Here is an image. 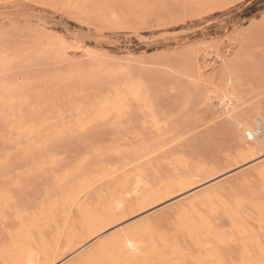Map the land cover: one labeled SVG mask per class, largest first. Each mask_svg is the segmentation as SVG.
I'll list each match as a JSON object with an SVG mask.
<instances>
[{
    "label": "snow or ice",
    "instance_id": "snow-or-ice-1",
    "mask_svg": "<svg viewBox=\"0 0 264 264\" xmlns=\"http://www.w3.org/2000/svg\"><path fill=\"white\" fill-rule=\"evenodd\" d=\"M9 6L0 0V7ZM36 6L58 7L40 0ZM250 6L252 0L201 6V17L231 9L236 22L223 42L195 45L219 53L214 63L178 74L188 86L178 95L172 87L170 101L176 116L222 124L241 147L236 160L242 166L225 165L230 179L202 193L195 207H169L157 197L126 212L116 199L107 239L97 233L91 243L74 246L65 243L71 226L101 216L102 208L107 215L110 194L129 178L128 200L150 187L156 153L123 147L113 133L133 128L137 113H155L160 97L148 81L131 76L98 92L100 80L86 71L49 72L32 58L25 51L31 47L27 29L0 33V264H264V11L250 23L236 15ZM68 7L135 33L143 23L120 12L144 9L143 21L156 20L167 5L85 0ZM87 22L91 27L92 19ZM153 203L160 207L139 215ZM129 233L136 243L126 239Z\"/></svg>",
    "mask_w": 264,
    "mask_h": 264
},
{
    "label": "rangeland",
    "instance_id": "rangeland-1",
    "mask_svg": "<svg viewBox=\"0 0 264 264\" xmlns=\"http://www.w3.org/2000/svg\"><path fill=\"white\" fill-rule=\"evenodd\" d=\"M79 1L83 2L85 0ZM40 2L57 5L58 7L55 11H53V9L51 8H39L36 6L37 0H10L9 7H0V33H2L5 29H14L17 27L21 30L27 29L25 35L31 45V47L28 49H37L35 51L33 50L32 58L39 59L40 63H44L45 65L49 66V72H58L61 74L62 72L64 74H68L69 70L70 73H76L75 70L72 72V69H70L71 66L73 67V64H68L69 61H67L66 63V61L60 59V56H62L59 47L61 39L67 37L71 38V42H77L82 46L88 47V50H91L89 56L95 57V53H97V55L99 53V55L96 56L97 59L95 58V61L92 58L91 60L93 61H87V54L86 58L83 59L85 55H83L81 52L78 53L79 55L73 53L71 54L76 56H74L76 60L79 59V62H82L84 63V65H86L83 71L88 70V72H91V70L93 69L91 74H94V76H97L98 78L101 70H104L106 68L108 72V69L110 68L112 71H115L116 75L119 74L120 78L128 70L131 75L134 74L133 76H136L137 78H143L150 84H152L154 96L160 97L161 102L158 104L157 111L155 113H148L145 115H140L139 113H137V116L134 118L135 121L133 122V128H130L129 130L126 128L125 130L123 129L122 131L120 130L116 133H113L118 142L122 141L126 144V142L129 141V143H131L130 141L133 140V137L134 141H137L139 139H143L142 137L145 136L146 140H148V137H151V139L158 138L159 140H161V137L162 140L160 144H166L165 147H167V145L170 146L178 142L183 143V141L186 144L187 142L189 144L192 143L193 149L185 148L186 151L176 152L177 156L173 155V157H183L185 159L187 158L188 160H199V158L202 159L206 157L205 155L207 154L210 157L211 155L215 154L217 150H221L223 147L231 148L235 144V141L232 140L231 137L226 133H222L221 138L220 134H217L218 136L216 135V138L211 140L212 142L209 141L208 143L205 138V127L204 131L202 129L203 127L199 128V131H196H203L204 133L201 132L199 134H196V132L194 131L193 133L187 134L188 131L186 132V130L188 129V127L192 126L195 122V124H197L198 122L187 117H176L173 108L170 106V101L174 99V96L171 92L172 87L177 88L178 95L181 90L186 89L188 86L187 81L183 80L182 75L178 74L189 72L193 66L197 69L201 65L207 66L210 63V61L207 60V56L214 55V52L219 53V48L215 50L211 47L196 48L195 45L203 44L213 40H220L223 42L224 37L228 34L225 31L227 26L229 24L234 26L236 21L233 20L231 9H225L215 12L209 11L207 15L203 17L200 16L201 12L206 11V9L201 6L214 3H223L224 0H126V2L132 4L145 2L161 3L167 5L166 8L160 10V16L156 20L149 19L148 21H143L142 17L145 15H149V13H147L144 9H129L127 10V12H120L121 15L130 14L132 18L136 17V23H143V26L140 27L135 33L125 31L122 27H119L110 21L100 20L96 17L85 16L84 14H82V11H78V9L73 7H68L69 5H78L81 3L75 2V0L71 1L72 4H69L67 0H40ZM88 2H91V0H88ZM261 3L262 0H252L253 6L246 8L243 12H238L236 15L239 18L240 22L250 23L253 17L261 15L262 11H264V9L261 8ZM186 16L197 18L185 19ZM73 17L82 18L85 20V22L79 23L78 19H74ZM90 18L92 19L91 27L87 22ZM160 20H166L168 21V23L164 26H160ZM97 25L99 27H97ZM57 37L61 39L58 40ZM47 43L49 44L47 45ZM36 44L37 46L35 47ZM25 50L27 51V49ZM37 51L40 53L39 58L35 56V53ZM58 52H60L61 54H59ZM91 52H93L94 54L92 53L93 55H91ZM224 54H227V48H224ZM80 55H82L83 57ZM124 55H129L131 57L130 59H132V63L130 62L131 60H129L128 62L130 63L127 64V61L124 62V60L119 59V57ZM135 56L137 59L135 58ZM116 59L118 61H123V65L120 64V61H116ZM124 64L127 65L126 69ZM129 64H131L130 66L132 69H129ZM117 66L119 68H124L125 70H123L122 68L120 69L125 71V73H120L119 71L122 70H119ZM95 69L98 71H96ZM112 71H109L108 73L112 74ZM131 71H133V73ZM115 73L112 74L113 80H115L114 77H116L114 76ZM108 76H110L111 78V75ZM119 78L118 76L116 77V79ZM165 97L168 98L167 101L164 100ZM212 113L214 112L212 110H209L206 115L211 118ZM154 116L155 121L153 120ZM201 119L203 120V117ZM183 121L185 123L187 121L186 126L184 125L185 123H183ZM191 121H194V123ZM176 122H181V124L177 123L179 126L177 125L178 127H176ZM136 124L138 125L137 129L135 127L137 126ZM145 124H147V128L145 127ZM210 125L213 124L209 123L207 126L210 127ZM172 126L175 127L174 130ZM177 128L180 129L177 130ZM166 129H168V132L166 131ZM148 131L150 132L148 133ZM160 132L162 133L159 134ZM165 133L168 136L165 135ZM153 134L156 138L154 136H151ZM163 136H166L164 139L165 141L168 140L165 143L163 142ZM193 137H195L194 143ZM135 138L137 139L135 140ZM190 140L192 142H190ZM198 140L199 143L201 142L200 145L198 144ZM125 144L124 146H122L125 147ZM193 150L195 151V153L193 152ZM180 153L181 155H179ZM168 158L162 160V162L164 161V164L165 161L167 163L165 170L168 174L165 173L163 167L164 165L159 163V166L157 167L159 176H155V179L157 178L158 180V177H163L165 175L166 178L164 179H167L169 176H171V172L176 165V158H170V160L173 159L172 162L175 161V165L174 162L171 163L169 162L170 160L167 161ZM239 165L242 166V163L240 162ZM231 166L232 165H230L229 167ZM232 170H235V168H232ZM219 171L221 172L219 173ZM219 171L215 174L216 176L227 172L224 166L223 169L220 168ZM211 177H214V175H212ZM207 178L209 177H200L198 179L201 180L200 183H203ZM203 185L204 184H201V186H199L198 188L192 189V193H195L196 190H200L205 186ZM191 191H189L188 193H190ZM188 193L175 195L170 201L168 200L163 203L167 204L170 207V205L173 204V201L174 203L182 202L183 200L181 201L180 199H186V197L190 200L192 198L190 194L188 195ZM185 199L183 202L186 203L187 200L185 201ZM159 206L160 204L155 208H159ZM155 208L142 212L139 215L143 216V214L145 215V213H151ZM115 226L119 227L118 225ZM68 258L70 259L71 256L69 255Z\"/></svg>",
    "mask_w": 264,
    "mask_h": 264
},
{
    "label": "bare ground",
    "instance_id": "bare-ground-1",
    "mask_svg": "<svg viewBox=\"0 0 264 264\" xmlns=\"http://www.w3.org/2000/svg\"><path fill=\"white\" fill-rule=\"evenodd\" d=\"M71 1L72 0H70V1L67 0V2L69 4H72ZM75 2L80 3L81 1H79V0L76 1L75 0ZM83 2H85V1H83ZM83 2H81V3H83ZM78 11H80V10H78ZM124 16L128 18L129 22H136L137 21L136 20V17L133 16L134 18H132L130 16V14H127V15H124ZM70 39L71 38H68V37L61 39V41L59 43V47H60V52L62 53V56H60V55L59 56L61 57L60 59L66 61V63H67V61H69L68 64H73V67L71 66V68H70V69H72V72L75 70L76 73H79L81 70H84L85 69L86 65H84V63H82V62H79V59L76 60L75 59L76 56L75 55H71V54L72 53L73 54H78V53L81 52L83 55H85V57L83 59L86 58V54H87V58H88L87 61L91 60V58L94 59V61H95L97 59L96 56H98L99 53H98V55H97V53H95V55H96L95 57L89 56L90 55V52H88V51H80V49H88V47L82 46V45L78 44L77 42H75V43L74 42H71ZM63 42H66L68 44V47L66 49L63 47ZM48 44L49 43H47V45ZM36 46H37V44L35 45V47ZM33 50L35 51L37 49H34V48L27 49V52L29 51V52L33 53ZM60 52H58V53L61 54ZM93 52H91V55L94 54ZM80 56H82V55H80ZM128 56H125L124 55V56L119 57V59L124 60V62L127 61V64L130 63L128 61L131 60V63H132V59H130L131 57L130 56L128 57ZM135 58H136V56H135ZM55 59H56V57H55ZM114 60H115V58H114ZM121 60H119L121 62L120 64L124 63ZM207 60L210 61L211 63H214L215 62V55L207 56ZM91 61H93V60H91ZM116 61H118V60L116 59ZM135 62H133V63H135ZM130 65L131 64H129V69L131 68ZM126 66L127 65H125V69L127 68ZM117 68L119 70H122V69L125 70L122 67H120L122 69H120L118 66H117ZM92 70H91V72H92ZM113 70H114V68H113ZM123 70L122 71H119V72L120 73L123 72V74H124L125 71H123ZM96 71H98V70H96ZM109 71H112V70L109 68L108 69V72ZM61 72H62V70H61ZM86 72L89 73L90 71L88 72V70H87ZM91 72H90V74H91ZM100 72L101 73H99V77H98V79L100 80V83L96 85V90L98 92H105V91H107L109 89V86L116 87V86L122 85L123 82L125 80H127L129 76H131L133 78H137L136 76H133L134 74L131 75V73L128 70L120 78H119V74L116 75L115 71H112L113 72L112 74L115 73L114 76H116V77L118 76V78H119V79H116V77H114L115 80L112 79V74L108 73L107 70H106V68L104 70H101ZM131 72L133 73V71H131ZM69 73H70V70H69ZM96 73H98V72H96ZM62 74H64V73L62 72ZM108 75H111V78ZM93 76H94V74H93ZM82 90H87V89H82ZM213 114L214 113L211 114V118H214V115ZM212 115H213V117H212ZM136 116H137V114H136ZM134 121H135V119H134ZM194 121H191V122L194 123ZM181 122H179V123L176 122V124H175L176 127H178L179 126L178 124H181ZM197 122H198L197 124H195L196 123L195 122L192 126H190V123H189V126L190 127H188V129L186 130V132L188 131L187 134L188 133H193L194 131L195 132L196 131H199L198 129L199 128H202V127H203L202 129L204 131L205 130L204 127H205L206 128L205 138L208 141V143H209V141L215 139L217 134L218 135L220 134V138H221V136H222L221 134L222 133H224V134L226 133L225 132V129H224V127H223L222 124H220V125H217V124L214 125L213 124V125H210V127H209V126H207L208 124L206 125V123L204 122V119L202 121L199 120ZM183 123H185V122L183 121ZM186 124H187V121H186V123L184 125L186 126ZM135 127L137 129L138 125L135 126ZM172 128H173V130L175 129V127H173V126H172ZM179 129L177 128V130H179ZM166 131L168 132V129H166ZM203 131H201V132H203ZM149 132L150 131H148V133ZM151 132H152V130H151ZM171 132H172V129H171ZM201 132H196V134L197 133L199 134ZM161 133L162 132H160L159 134H161ZM165 135H167V134L165 133ZM151 136H154V134L151 135ZM163 137H164L163 138V142L164 143L167 142L168 140L167 141L164 140L166 136H163ZM197 137H198V135H197ZM137 138H135V140ZM142 138L143 139H139L137 141H134V137H133V140L130 141L131 143H129V141H127L126 144H125V142H124V144H125V147H131L133 149H139V151H141V152L142 151H148L149 153H152V152H155L156 153V155L153 157V159L155 161V165H154V167L152 169V176H151V180L149 182L150 183V187H148V188H141L140 189L141 195L138 198H133L132 200H128L126 198L124 189L133 186L132 185V181L129 178V180H128V182L126 184L121 185V189L120 190L115 191V192H113V193L110 194L109 200H108V205H107V212H108V214L107 215H104L105 209L102 208L101 209V216L94 217V218L90 219L86 224L72 225L71 228H70L71 240H70V242L68 240H66L65 241L66 244H69L70 243L72 246H74L75 244H85V243H89L92 240L96 239V234L97 233H99V235L101 237H104L105 239H107V236L104 235L106 233V231H107V233L109 235L113 231V229L111 227H108L107 226V221L109 219H114L116 217V215H117L115 212L112 211V208L114 207V203H115V200L116 199L121 200L125 204V211L126 212H131L132 209H133V207L136 204H138V203H143V202H146V201H149V200L155 201V198H157V197L160 198V200H161L162 203L163 202H166L168 200L170 201L173 198V196H175V195H182V194L188 193L192 189L198 188L199 186H201V184H204L205 186L203 185L204 187H202L201 189L199 188L200 190H198V191L196 190L195 193L194 192L192 193V191L190 193H188V195L190 194V196H191L192 199L189 200V199H187V197H186V199L184 198L185 201L187 200L186 203L183 202L184 199H180L181 201L182 200L183 201L182 202H175V203L173 201V204L170 205V207H176V206H179V207H195V206L203 203L204 197L202 196V193H207L209 189H212L213 191H215L217 184L223 185V184L226 183L227 180L230 179V172L229 171L223 173V174H226V175H223V174H220L218 176L215 175L220 170V168L223 169V166H225V165L230 166L233 163L239 164L241 162V161L236 160L237 153L241 152V147L238 144V142H236V141H235V144L231 148H224L223 147L221 150H217V152L215 154H213V155L209 154V155H211L210 157L207 154V155H205L206 157H204L202 159L199 158V160H196V159L195 160H190V159L188 160L187 158L185 159L183 157H181V158L180 157H177L176 158V157H173V155L177 156V153L176 152L186 151L185 148L193 149V147H192L193 144L192 143H191L192 145L189 144L188 142L186 144L183 141V143H179V142L176 143V144H172L171 143L172 145L169 144L170 146L167 145V147H165L166 144H162V145L160 144V142L162 140L161 137H160L161 140H159L158 138L157 139H154V138L151 139V137L150 138L148 137V140H146L145 136H143ZM193 138H194L193 139V143H194L195 137H193ZM129 140H130V138H129ZM188 141H189V139H188ZM204 141H205V139H204ZM190 142H192V141L190 140ZM124 144H123V146H124ZM198 144L199 145L201 144V142L199 143V140H198ZM224 144H226V143H224ZM202 146H204V145H202ZM227 146H228V143H227ZM197 148H195V149H197ZM191 152H192V150H191ZM193 152L195 153L194 150H193ZM200 152H201V150H200ZM184 154H185V152H184ZM179 155H181V153ZM165 158L166 159L168 158L167 161H169L170 158H176L175 159L176 165H175V161H173L174 162V165H175L174 166L175 168L171 172V176L168 175L169 177L167 179H164V178H166V175H165L163 177L162 176L158 177V180H157V178L155 179V176L158 175V169H157V167L159 166V163H161V164L164 165V166L163 165L162 166L164 167V170H165V167H166V164L167 163H166V161H165V164H164V161L162 162V160L165 159ZM172 160H170L169 162L173 163ZM169 168H171V167H169ZM164 170H163V172H164ZM235 170H232V171H235ZM161 171H162V168H161ZM167 171H168V169H167ZM169 172H170V170H169ZM220 172L221 171H219V173ZM165 173H166V170H165ZM166 174H168V173H166ZM160 175H162V174H160ZM212 175H214V177H211ZM161 177L163 178V180H162ZM200 177H209V178H207L205 182H203V183L201 182L200 183L201 180L198 179ZM159 178H161V179H159ZM157 205H159V204L153 203L152 205H150L149 207H147L142 212H145V211H148V210H150L152 208H155ZM142 212H139V214L142 213ZM115 227H117V226H115ZM110 229H112V230H110ZM108 231L111 232V233H109ZM126 239H130L133 243H136L137 242V237L135 236V234H132V233H129L126 236Z\"/></svg>",
    "mask_w": 264,
    "mask_h": 264
}]
</instances>
